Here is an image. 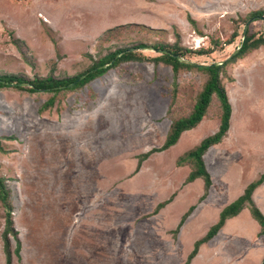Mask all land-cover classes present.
Returning a JSON list of instances; mask_svg holds the SVG:
<instances>
[{"label":"rangeland","instance_id":"obj_1","mask_svg":"<svg viewBox=\"0 0 264 264\" xmlns=\"http://www.w3.org/2000/svg\"><path fill=\"white\" fill-rule=\"evenodd\" d=\"M262 9L264 0H0V76L68 79L118 50L148 47L138 50L141 60L120 62L84 87L0 89V177L22 244L21 259L13 253L12 264H186L205 224L179 244L149 215L184 186L188 169L177 161L200 137L153 151L164 145L172 123L192 112L209 75L199 69L176 74L154 62L160 53L149 48L214 49L201 57L184 53L181 61H225L241 48L247 16ZM248 29L264 36V21H251ZM234 31L238 37L228 44ZM221 81L235 98L234 148L227 167L214 158L210 166L216 182L219 175L230 178V196L264 168V46L228 64ZM219 103L214 95L209 112ZM149 152L136 172L138 157ZM199 191L196 185L184 193L171 212L177 215ZM6 211L0 200V264H6ZM216 249L217 264L256 262L239 242Z\"/></svg>","mask_w":264,"mask_h":264},{"label":"trees","instance_id":"obj_2","mask_svg":"<svg viewBox=\"0 0 264 264\" xmlns=\"http://www.w3.org/2000/svg\"><path fill=\"white\" fill-rule=\"evenodd\" d=\"M264 17V9L250 13L245 22L251 23V21L263 20ZM188 21L193 26L196 33H199L197 21L189 14ZM264 21V20H263ZM238 37V32L234 31L231 36V39L228 44L234 42ZM178 38L181 39L180 35ZM178 39V41H179ZM264 46V36L255 37L249 34V29L245 34V39L241 43L240 51L235 55L231 60L226 61L223 65H216L212 63L210 65H200L195 63H186L181 61L180 58H184V53H190L196 56H206L210 55L214 52V49H183V47L176 46V49L171 50L168 46L160 45L155 46L152 49L154 51L160 53L159 57L152 59L154 62H161L165 64H169L173 67L174 72L177 74L181 69H199L204 71L209 75V79L205 86L203 87L202 91L199 93L197 101L194 105L192 112L183 118H180L172 123L168 136L164 145L155 151H166L177 144L181 135L189 130L196 128L200 122L209 114L210 105L212 102V98L216 95L219 100V107H217L213 113L217 116L220 121L221 125L214 135L204 139L197 147L193 148L192 150L186 152L183 156H181L177 161V166L182 167L185 165H190L192 167V171L185 180L184 184H189L195 181L198 178H202L204 180V194L200 198V202L204 201L210 191L212 186V178L210 173L208 172L206 165L204 163V155L206 152L214 145H217L222 142L223 138L227 135L230 129V121L232 117V104L229 99V95L227 94L226 88L223 86L221 81V75L224 72L225 67L230 64L236 62L238 59L245 58V55L252 53ZM142 47H145L143 45ZM139 47V48H142ZM139 48H137L139 50ZM130 49H121L117 52L113 53L108 59L102 61L99 65L94 66L92 69L88 70L87 72L82 73L79 76L68 78V79H57L53 76L47 77L45 79H33L31 81L26 82L24 79L13 76V75H1L0 76V89L8 88L10 86H15L18 89H28L30 93H36L39 91H52L54 93H58L60 88H69L75 89L79 87H84L97 77L106 73L110 68L117 66L120 62H129L133 60H141V57H138L136 54L138 50ZM109 65L105 69L95 70L96 68ZM94 72H91L93 71ZM87 74V77L82 81L78 80L83 75ZM75 83L73 87L69 85ZM27 85V87H24ZM152 152L146 153L138 157V166L136 172H139L142 168V164L146 161ZM264 183V172L263 174L255 181L250 183L244 194L240 196L236 201L231 203L230 205L226 206L221 214L218 222L213 225L207 234L199 239L189 254L186 264H191L192 261L196 258L199 253L200 247L208 242H210L224 227L227 220L238 216L243 209L248 208L251 212L252 217L260 224L261 230L259 236H264V214L258 208L254 200L252 199V195L254 191ZM11 193L5 186V180L0 177V200L4 203L6 207V218H5V228L2 234V239L4 242V254L6 258V264L13 263V253L17 256L18 259H21V248L22 244L18 238V233L14 229L13 226V205L10 201ZM175 194L172 197L162 203H159L154 211L149 215V217L157 215L160 210L165 208L169 203L172 202L174 199ZM196 206H192L187 213L184 214L182 217L179 225L175 230L172 231V235L174 238L177 237L180 229L184 225L187 218L192 214L195 210ZM11 237H13L16 241V248L14 252H12L11 246ZM264 264V260L262 262Z\"/></svg>","mask_w":264,"mask_h":264},{"label":"crops","instance_id":"obj_3","mask_svg":"<svg viewBox=\"0 0 264 264\" xmlns=\"http://www.w3.org/2000/svg\"><path fill=\"white\" fill-rule=\"evenodd\" d=\"M230 93L232 95L233 93L229 91L228 95L230 102L232 103V107L234 108L235 111V98L234 96L232 97ZM234 119H235V114H234ZM232 122L233 119L231 117L230 129L227 135L223 138L221 143L212 146L203 157L206 168L212 178V186L210 188L207 198L204 201L200 202V198L204 194L205 184L202 178H198L189 184H184V186L175 194V197L171 203H169L165 208L160 210V212L157 215L151 216L149 218L154 222L158 220H162L164 223L162 229L166 235L170 231H173L177 228L184 214L187 213L192 206H196L195 210L187 218L184 225L180 229V232L177 235L176 242L179 244H182L183 237L186 234H189L190 230L194 229L199 223H201V225L205 224V228L202 232L204 233L202 237H204L209 231V229L218 222L222 210L226 206L236 201L240 196H242L247 186L253 182V180H248L244 182V184H242L239 190L234 194H231L232 196L230 195L231 196L230 197L229 196V189L231 182L229 181L230 178H228L225 175H219L220 179H218V182H216V176L214 175V171L210 166V161L212 158H214L216 160L221 161V164L227 167L226 161L228 159V155L230 154V152L233 151L234 148L233 132L235 131H233L232 129ZM220 125H221L220 119L217 116H215L213 112H209V114L206 117H204V119L200 122V124L196 128L184 132L181 135L177 144L172 148L182 145L185 142L190 143V141H192L195 135H199L198 137H200V140L194 143V145H196L195 147H197L204 139L218 132ZM183 167L188 169L189 174L191 173L192 167L190 165L182 166V168ZM263 172H264V168H262V170L258 174L254 175L253 178L255 179V177L257 176L256 179H258V177L261 174H263ZM196 185L200 188V191L198 192V194H196L195 197L193 196L194 197L193 200H189L185 208L177 215L171 212V209L180 200V197L184 193L189 192ZM216 192L221 194L225 192L227 195L226 202L223 201L221 198L216 197L215 196ZM252 199L264 214V183L254 191L252 195ZM260 230H261L260 224L252 217L250 210L248 208H245L238 216L227 220L224 227L210 242L200 247L198 255L192 262L194 264H198L199 261L206 260V262H208L209 264H217L219 263V261H221V258L219 257V252L216 249L217 245L221 243H226V244L230 243L231 245L232 244L235 245L237 242H239L244 247L246 252L252 251L254 258L256 260L255 264H262L264 260V236H259ZM199 239L194 238L191 241V245L189 246L186 254H190L192 252L195 243ZM249 261L251 260L249 259ZM238 263L242 264L241 259L240 260L234 259L225 262V264H238ZM245 263L247 264L248 261L246 260Z\"/></svg>","mask_w":264,"mask_h":264},{"label":"water","instance_id":"obj_4","mask_svg":"<svg viewBox=\"0 0 264 264\" xmlns=\"http://www.w3.org/2000/svg\"><path fill=\"white\" fill-rule=\"evenodd\" d=\"M263 20H264V17H263ZM248 26H249V23L246 25V27H245V32H244V34H246V32H247V30H248ZM244 39H245V36H244ZM243 39V40H244ZM144 49H148V48H144V47H142V48H139V50H144ZM149 49H152V48H149ZM132 50H138L137 48H134V49H132ZM154 50V49H153ZM240 51V48L235 52V53H233V55H231L228 59H226L225 61H222V62H219V63H215L216 65H223L226 61H228V60H231L235 55H237V53ZM179 59H181L180 57H178ZM108 65H103V66H100V67H98V68H96L95 70H100V69H105L106 67H107ZM91 72H94V70L93 71H91ZM87 77V74H85V75H83L82 77H80V79L78 80V82L79 81H82L83 79H85ZM75 85V83H72V84H70L69 86L70 87H73Z\"/></svg>","mask_w":264,"mask_h":264},{"label":"bare ground","instance_id":"obj_5","mask_svg":"<svg viewBox=\"0 0 264 264\" xmlns=\"http://www.w3.org/2000/svg\"><path fill=\"white\" fill-rule=\"evenodd\" d=\"M231 94V93H230ZM231 96L233 97V95L231 94ZM236 111V110H235ZM236 114V113H235ZM237 116V115H236Z\"/></svg>","mask_w":264,"mask_h":264}]
</instances>
